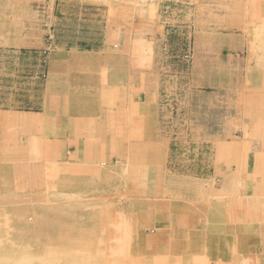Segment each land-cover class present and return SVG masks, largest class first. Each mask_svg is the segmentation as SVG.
Wrapping results in <instances>:
<instances>
[{"label": "rangeland", "instance_id": "1", "mask_svg": "<svg viewBox=\"0 0 264 264\" xmlns=\"http://www.w3.org/2000/svg\"><path fill=\"white\" fill-rule=\"evenodd\" d=\"M80 2L0 0V264H264V0Z\"/></svg>", "mask_w": 264, "mask_h": 264}, {"label": "crops", "instance_id": "2", "mask_svg": "<svg viewBox=\"0 0 264 264\" xmlns=\"http://www.w3.org/2000/svg\"><path fill=\"white\" fill-rule=\"evenodd\" d=\"M80 1H81L80 3H81L82 6L83 5H92L91 3H92V1H94L93 2V5H95L94 3H96V6H101V5L102 6H105L104 8H106V9H104V10L106 11L105 12L106 14H112L113 15L115 13V6L116 5L114 3V0H80ZM85 10L87 11V9H82V11H85ZM92 10H95V9H92ZM85 15L86 14L82 12L80 16H85ZM90 35H91V33H90ZM110 35H113V32ZM110 35L108 33V36H110ZM122 38H123V41L122 42H119V44L117 45V48L116 49H118V50H115V49L113 50V48H115L114 41H110L109 39L106 41V44L105 45H103V42L101 41L102 42V45L99 47V48H102V49L105 48V47L108 48V49L112 48L114 54H116L118 56H111L110 53H109V51H108V53L106 54L105 57L104 56L95 57L96 58L95 60L102 61L103 62V65L106 64V65L112 66V68L114 66V68L115 69L117 68V71L122 74L121 75L122 76V79L123 80H127L125 78V74L128 75V79L131 76V74H129V72H131V58H130V55H129V53H130L129 48L131 47V45H130L131 42L130 41L127 42V38L129 39V36L126 37L124 35ZM86 41L87 42H92V41L93 42H97L96 40H91L89 38ZM67 59L70 60V61L71 60H75L76 63H82V64H84L85 67H86V72H88L87 66L90 63L91 64L93 63L91 61L94 59V55L93 56H90V58H88V60L87 59H83L81 57H78V58H75V59L74 58L73 59L67 58ZM4 118L5 119H7V118L6 117H3L2 118V122L5 124L6 122H5V119ZM11 118H15V117H11ZM15 119H18V118H15ZM18 120H20V121L19 122L16 121L15 122L16 124H25L26 123L25 125H29V121L31 119H27L26 118V119H24L25 120L24 121L22 118H19ZM12 123H14V122H12ZM30 126L33 127V125H30ZM75 134H76L77 137H73V138H75L76 141L64 140V143H68V144L74 143V145H76V147H74V152H75V155L76 156H78L79 154L83 153V146H86V145H88V146H92V145L95 146V145H97V146L101 147L104 144H111L112 141L108 140V138L113 139V135L111 133H108L106 135L107 136V140H105L104 137L99 136L100 134H102V133H99V135H98L99 137L96 138V140H91V141L85 140L86 136L83 138L82 132H79V133H76L75 132ZM60 135L61 134H59V136ZM64 138L65 139H68V132L66 133V136H64ZM116 143H118V142H116ZM71 147L72 146H69L68 152H70ZM98 151H99L98 155L101 154V150H98ZM85 157L87 158L86 155H85ZM88 159L89 160H96V162H99V161L100 162H108V161L111 160L110 156H107V157H102L101 156V158H99V156H97V157L96 156H92L91 158L89 157ZM88 159H86V160H88Z\"/></svg>", "mask_w": 264, "mask_h": 264}, {"label": "bare ground", "instance_id": "3", "mask_svg": "<svg viewBox=\"0 0 264 264\" xmlns=\"http://www.w3.org/2000/svg\"><path fill=\"white\" fill-rule=\"evenodd\" d=\"M263 111H264V110H263ZM256 114H257V113H256ZM7 115H8V114H7ZM6 118H7V117H6ZM8 118H9V119H5V118H4V119H5V122L7 123L6 125H8V122L10 123V121L15 123L16 121L19 122V121L21 120V119L18 120L19 118H21L20 116H19L18 119L10 118V117H8ZM255 118H256V117H255ZM24 119H25V118H24ZM24 119H23V120H24ZM27 119H28V118H27ZM24 121H25V120H24ZM0 122H1V121H0ZM23 123H24V122H23ZM15 124H16V123H15ZM16 125H17V124H16ZM18 125H19V124H18ZM255 174H256V173H255Z\"/></svg>", "mask_w": 264, "mask_h": 264}]
</instances>
